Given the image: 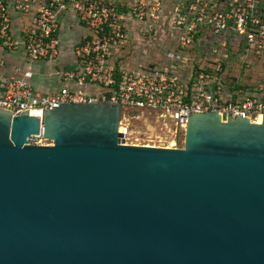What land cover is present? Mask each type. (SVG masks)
<instances>
[{
	"label": "water",
	"instance_id": "1",
	"mask_svg": "<svg viewBox=\"0 0 264 264\" xmlns=\"http://www.w3.org/2000/svg\"><path fill=\"white\" fill-rule=\"evenodd\" d=\"M120 107L0 108V264H264V115L123 143Z\"/></svg>",
	"mask_w": 264,
	"mask_h": 264
},
{
	"label": "built area",
	"instance_id": "2",
	"mask_svg": "<svg viewBox=\"0 0 264 264\" xmlns=\"http://www.w3.org/2000/svg\"><path fill=\"white\" fill-rule=\"evenodd\" d=\"M15 16L28 21L18 35ZM62 17L80 36L60 66ZM143 41L174 45L175 55L162 66L126 61ZM0 50L18 59L9 72L0 60V108L11 115L118 104L119 127L122 109L153 112L182 144L188 113L264 115V82L249 73L264 58V0H0ZM41 62L60 88L33 85Z\"/></svg>",
	"mask_w": 264,
	"mask_h": 264
},
{
	"label": "rangeland",
	"instance_id": "3",
	"mask_svg": "<svg viewBox=\"0 0 264 264\" xmlns=\"http://www.w3.org/2000/svg\"><path fill=\"white\" fill-rule=\"evenodd\" d=\"M167 45V44H166ZM172 49V52H171ZM175 55V46H164L162 43H147L140 42L139 49L135 54L131 53L126 56V61L137 59L138 63L153 62L157 66H162L164 62H168ZM249 73L254 80L264 82V58L254 61L250 66ZM121 114H124L126 121L121 120L123 143L134 146H150L158 148H182V135L179 133L174 136L173 128L169 126L170 131L165 128H160L159 122L155 121L153 112L151 114L139 113L137 110L122 109ZM175 138V141L172 139ZM172 143L174 145H172Z\"/></svg>",
	"mask_w": 264,
	"mask_h": 264
},
{
	"label": "crops",
	"instance_id": "4",
	"mask_svg": "<svg viewBox=\"0 0 264 264\" xmlns=\"http://www.w3.org/2000/svg\"><path fill=\"white\" fill-rule=\"evenodd\" d=\"M27 22L28 21L25 18L15 16L13 20L14 33L16 35L20 34V31L24 25L27 24ZM79 36V27L75 26L71 19L62 17V19H60L59 26V38L61 42V57L59 58L60 66H63L69 62L71 47L79 39ZM1 59L5 62L7 72H9L13 65H18V59H16L14 55L7 54L2 50H0V60ZM50 66L51 65L42 62L35 66V71H37L38 74L32 80V83L37 89H40L43 92L53 91L60 88L61 86V82L58 77H50L48 75V73H50Z\"/></svg>",
	"mask_w": 264,
	"mask_h": 264
},
{
	"label": "bare ground",
	"instance_id": "5",
	"mask_svg": "<svg viewBox=\"0 0 264 264\" xmlns=\"http://www.w3.org/2000/svg\"><path fill=\"white\" fill-rule=\"evenodd\" d=\"M172 145H174V144L172 143Z\"/></svg>",
	"mask_w": 264,
	"mask_h": 264
}]
</instances>
